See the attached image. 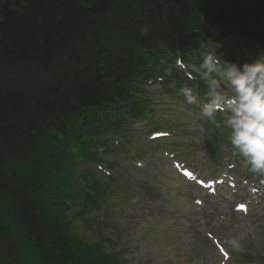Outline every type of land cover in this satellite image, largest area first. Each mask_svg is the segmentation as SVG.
Returning <instances> with one entry per match:
<instances>
[{"label":"trees","instance_id":"obj_1","mask_svg":"<svg viewBox=\"0 0 264 264\" xmlns=\"http://www.w3.org/2000/svg\"><path fill=\"white\" fill-rule=\"evenodd\" d=\"M208 23L264 46V0H0V264H106L68 231L73 169L131 76L165 48L202 59Z\"/></svg>","mask_w":264,"mask_h":264},{"label":"rangeland","instance_id":"obj_2","mask_svg":"<svg viewBox=\"0 0 264 264\" xmlns=\"http://www.w3.org/2000/svg\"><path fill=\"white\" fill-rule=\"evenodd\" d=\"M228 48L233 59L245 62L242 57L245 51H239V48L232 45H228ZM178 112L180 113H176L171 118V122L178 128H185L181 124H188L186 127L190 129L192 135H188L187 131L184 132V136L190 138L185 142L195 145V143L199 144L202 141L201 137L204 141L209 136V133L203 129L202 124L204 123L197 118L194 112ZM180 116L187 117L188 121L180 123ZM196 139L197 142H195ZM179 147L182 155L188 153L195 155L198 165L204 162L206 157L189 150L187 146L183 145V140L180 141ZM196 148L202 150L201 146H196ZM219 152L220 154L225 153L227 156V152L224 150ZM159 156L161 155L159 154ZM226 156L213 155L210 162H220L222 158L225 161ZM146 163L147 170L141 174V177H135L131 181L138 202L126 204L125 201H121L120 196H111L110 207L104 208L109 214L112 226L103 232V236L110 238L113 240L112 242H116L117 247H114V251H118L126 245L130 246L129 253L124 255L128 264H167L169 261L178 264L181 260L177 259V254L183 250H190L193 257L195 255L200 256L202 253L206 254L207 258L204 261L197 260L195 262L209 264L208 260H212L210 243L201 234V229L230 241L237 240L240 247L234 248L235 251L246 249L250 253L264 254V202L254 209L252 215L246 220L231 214L224 206L223 212L220 211L218 214H226V221L219 222L217 217L212 216L213 211L193 208L191 200L196 192L189 186L177 182L164 166L166 165L165 161L156 157L147 159ZM205 164L216 166V164L211 165L207 161ZM165 173L168 178V185L173 191H168L162 187L161 181L167 179L164 176ZM143 211L149 215H139V212ZM176 215H181L182 218L176 219ZM151 218L154 220L153 225L155 224V227L153 229L144 227L143 221ZM75 228L77 236L81 239L91 243L97 241L96 235L83 228L79 222L75 223ZM212 251H214L213 248ZM215 255L216 253L213 252V256Z\"/></svg>","mask_w":264,"mask_h":264},{"label":"clouds","instance_id":"obj_3","mask_svg":"<svg viewBox=\"0 0 264 264\" xmlns=\"http://www.w3.org/2000/svg\"><path fill=\"white\" fill-rule=\"evenodd\" d=\"M177 64L187 68L181 60ZM196 72L206 87L199 117L219 128L217 113H224L223 125L230 130L231 145L251 171L264 174V59L222 60L212 50L202 54ZM186 74L189 79L195 78L190 71ZM179 95L188 105L201 104L193 87H181ZM230 243L234 248L240 247L235 239Z\"/></svg>","mask_w":264,"mask_h":264},{"label":"bare ground","instance_id":"obj_4","mask_svg":"<svg viewBox=\"0 0 264 264\" xmlns=\"http://www.w3.org/2000/svg\"><path fill=\"white\" fill-rule=\"evenodd\" d=\"M207 27H208V30H209V32L210 33H212V32H215V31H221L220 30V28L219 27H216V26H212L211 24H207ZM208 36L206 35V34H200L199 36H198V41H204V42H207L208 41ZM93 71V70H92ZM134 77H135V75H132L131 76V82L133 81V79H134ZM128 82V80L126 79V80H124L122 83H127ZM95 100V99H94ZM72 121V120H71Z\"/></svg>","mask_w":264,"mask_h":264}]
</instances>
